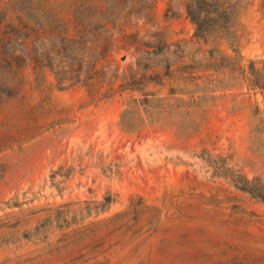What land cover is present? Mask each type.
Segmentation results:
<instances>
[{
    "label": "rangeland",
    "instance_id": "rangeland-1",
    "mask_svg": "<svg viewBox=\"0 0 264 264\" xmlns=\"http://www.w3.org/2000/svg\"><path fill=\"white\" fill-rule=\"evenodd\" d=\"M198 4L0 0V264H264V0Z\"/></svg>",
    "mask_w": 264,
    "mask_h": 264
},
{
    "label": "trees",
    "instance_id": "trees-1",
    "mask_svg": "<svg viewBox=\"0 0 264 264\" xmlns=\"http://www.w3.org/2000/svg\"><path fill=\"white\" fill-rule=\"evenodd\" d=\"M203 1L204 0H199V12H201V10H203L202 6H203ZM86 4V3H85ZM76 6V3H72L70 5V7H75ZM92 5H87V8H91ZM189 11V14L192 16V19L195 21L196 24H199L200 23V18L199 16L200 15H197L194 13V11H191V10H188ZM0 17L1 19L3 20L5 17H6V12L4 11H0ZM67 73L68 71L62 69L60 71H56V75H57V78L60 82H63L65 80H76L78 78H80V75H77V76H74V77H66L67 76ZM242 182V185H240V188L244 189V190H247V191H250L254 196H258V197H261L264 199V187H258L257 185L255 184H252V182L246 178V177H242L241 181Z\"/></svg>",
    "mask_w": 264,
    "mask_h": 264
}]
</instances>
